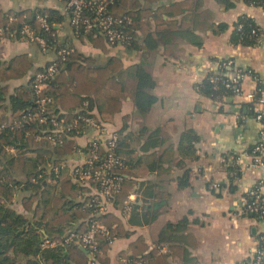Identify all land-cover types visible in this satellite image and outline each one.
Masks as SVG:
<instances>
[{
  "label": "crops",
  "instance_id": "1",
  "mask_svg": "<svg viewBox=\"0 0 264 264\" xmlns=\"http://www.w3.org/2000/svg\"><path fill=\"white\" fill-rule=\"evenodd\" d=\"M230 1L232 6L220 0H127V8L140 19L139 43L104 49L78 34L64 0H0L5 10L57 9L63 15L56 24L59 45L71 46L92 66L118 56L123 68L116 73L117 80L126 81L140 64L155 81L150 91L157 97L145 112L138 109L131 88L122 90L121 106L115 112L95 108L109 129L127 135L129 158L135 157L129 174L135 183L129 194L130 209H112L130 233L112 239L102 255L105 262L96 257L91 263L89 251L81 247L87 256L84 264H129L128 255L138 238L137 248L146 244L143 264H243L254 238L264 230V222L245 211L246 190L264 180V167L247 165L248 152L262 128L247 96L257 86L249 71L264 79V41L233 40L235 23L244 13L264 28V6ZM222 22L227 24L224 29L218 26ZM20 53H28L33 65L23 77L9 80L10 92L28 86L31 74L56 57L55 50L44 49L26 36L0 34V60ZM229 58L233 66H228L226 75L247 71L241 77V95L215 98L204 93L200 84L217 71L219 61ZM109 87L114 90L112 81ZM11 110L7 99L0 114L10 115ZM76 140L84 144L88 135ZM71 142L70 150L61 156L47 153L67 162L64 174L76 156ZM238 157V166L230 164ZM15 203L24 210L21 200Z\"/></svg>",
  "mask_w": 264,
  "mask_h": 264
},
{
  "label": "trees",
  "instance_id": "2",
  "mask_svg": "<svg viewBox=\"0 0 264 264\" xmlns=\"http://www.w3.org/2000/svg\"><path fill=\"white\" fill-rule=\"evenodd\" d=\"M220 1L227 6L234 4L230 0ZM247 1L264 4V0ZM112 10L117 14L132 15L130 31L134 34V40L129 47H136L139 43L137 28L140 21L137 13L127 8V0H117ZM38 14L47 15L51 23L50 30L43 27ZM62 17L57 9L47 6L6 10L0 8V34L4 33L10 38L25 36L21 28L28 23L35 29V33L43 36L49 45L54 47L53 50L57 53L60 47L66 46L57 43L56 24ZM218 26L224 29L227 24L222 22ZM87 36L104 49L111 46L101 34L95 36L89 33ZM262 36H264V28L254 17L246 13L239 16L233 30L234 41L256 44ZM35 42L40 45L38 41ZM86 60V57L73 49L67 55V60L56 77L52 79L47 92L53 97L51 105L53 113H61L67 119H72L78 113H86L90 110V114L101 119L95 108L101 113L115 112L121 106L122 90L129 88L134 90L135 103L142 112L147 111L156 100L157 96L150 91L155 81L143 65H135L129 78L120 81L117 80L116 73L123 68V63L118 56H112L106 64L100 66H92L86 63ZM32 65L33 61L28 53H20L10 59L0 60V107L9 99L12 109L10 115L0 114V122L19 118L21 113L32 105V74L28 86H18L13 92H10L9 83L13 78L23 77ZM227 68L229 67L224 68V72H227ZM239 71L247 72L244 69ZM249 72L257 80L256 87L260 89L264 87V79L252 69ZM211 74H208L200 84V89L204 93L215 98L234 94L232 86L228 87L220 82L215 88L209 79ZM110 81L114 90H110ZM86 99L89 100V105L84 107ZM253 113L256 114L255 111ZM40 128L41 124L37 122H27L22 127L5 128L0 134V264H84L87 256L82 248L76 243H67L63 240L70 228L87 229L88 222L92 218L100 219L111 229L109 236L100 234L98 237L99 251L96 257L100 260L102 258L105 262L102 255L107 251L112 239L128 235L130 232L115 211L109 210L100 215L94 213L95 206L88 205L91 197L87 195L82 200L79 198V194L85 190L84 186L79 185L69 176L56 177V181L52 183L42 178L39 183L33 181L35 175L49 167L50 161L58 163L61 160L60 157L53 158L52 155H47V152H56L61 156L65 151L70 150L72 143V140H67L65 145L50 147L52 143L49 140L37 139ZM129 143L127 135L121 132L117 151L125 158L127 167L124 169V180L114 200V206L121 209H125V200L135 183L129 174L130 162L135 159L134 156L129 158L131 152L126 148ZM7 147H13L14 151L7 152ZM19 200L24 210L16 207L15 202ZM46 240L57 243L47 244ZM140 242L141 238L134 242L133 252L127 258L129 264H143L146 254L141 253L146 244L143 245V249L137 248Z\"/></svg>",
  "mask_w": 264,
  "mask_h": 264
},
{
  "label": "built area",
  "instance_id": "3",
  "mask_svg": "<svg viewBox=\"0 0 264 264\" xmlns=\"http://www.w3.org/2000/svg\"><path fill=\"white\" fill-rule=\"evenodd\" d=\"M65 10L72 25L80 35L93 33L95 36L103 35L111 46L129 47L134 34L130 31L133 22L132 15L117 14L112 6L117 0H64ZM264 6V4L262 5ZM38 19L43 27L50 30L51 23L46 14H38ZM21 32L30 40L38 41L44 49H53L46 39L35 33V29L28 23L24 24ZM264 41V36L260 38ZM73 49L62 46L57 50L56 57L43 68L32 73L31 86L33 89L32 105L25 109L19 118H12L8 122H0V134L5 128L22 127L27 122H37L41 128L37 133V139H47L55 145H65L67 140H74L73 151L76 156L69 163V172L64 174L66 161L50 164L44 171L33 177V181L39 183L42 178L45 181L55 182L56 177L68 175L85 190L79 194L80 200L87 195L91 197L89 206H95L97 215L104 214L115 209L114 200L116 192L120 189L124 180V169L127 167L125 158L117 151L120 139V131L109 129L107 123L90 114L78 113L72 119H67L61 113H53L51 105L53 97L47 92L54 77L58 74L62 65L67 60V55ZM233 65V59H224L218 62V69L213 72L209 79L216 88L219 84L232 86L234 94L241 95L240 85L243 73L227 76L224 68ZM256 118L261 122L259 138L248 152L250 160L247 165L254 168L264 167V87H256L247 95ZM89 105V100L84 101V107ZM60 112V111H59ZM90 112V113H89ZM91 131V133L89 132ZM88 135L86 143L76 140L79 135ZM226 158H224V161ZM230 164L239 165V157ZM43 182V181H42ZM245 211L251 214L257 221L264 222V180L256 181L246 190ZM130 195L125 200V210H129ZM111 229L98 218H92L85 230L69 229L63 242H73L80 247L86 248L90 253V262L96 259L99 251L98 237L100 234L110 235ZM254 246L249 257L243 264H264V230L254 238ZM46 243L56 244V241L46 240Z\"/></svg>",
  "mask_w": 264,
  "mask_h": 264
},
{
  "label": "rangeland",
  "instance_id": "4",
  "mask_svg": "<svg viewBox=\"0 0 264 264\" xmlns=\"http://www.w3.org/2000/svg\"><path fill=\"white\" fill-rule=\"evenodd\" d=\"M48 153V152H47ZM17 205V204H16ZM16 207H18V205L16 206Z\"/></svg>",
  "mask_w": 264,
  "mask_h": 264
}]
</instances>
